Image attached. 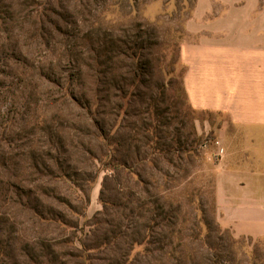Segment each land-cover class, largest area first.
<instances>
[{
  "label": "rangeland",
  "instance_id": "1",
  "mask_svg": "<svg viewBox=\"0 0 264 264\" xmlns=\"http://www.w3.org/2000/svg\"><path fill=\"white\" fill-rule=\"evenodd\" d=\"M196 6L0 0V264H264L219 209L229 119L187 99Z\"/></svg>",
  "mask_w": 264,
  "mask_h": 264
},
{
  "label": "crops",
  "instance_id": "2",
  "mask_svg": "<svg viewBox=\"0 0 264 264\" xmlns=\"http://www.w3.org/2000/svg\"><path fill=\"white\" fill-rule=\"evenodd\" d=\"M186 30L187 99L229 119L219 209L237 235H264V0H197ZM229 122L241 138L231 140Z\"/></svg>",
  "mask_w": 264,
  "mask_h": 264
},
{
  "label": "trees",
  "instance_id": "3",
  "mask_svg": "<svg viewBox=\"0 0 264 264\" xmlns=\"http://www.w3.org/2000/svg\"><path fill=\"white\" fill-rule=\"evenodd\" d=\"M101 123H102L101 121H98L97 126H98L99 130L101 131V134L103 135V137L108 140V139H110V137H108L107 134L103 132V128H102ZM122 163L125 164L124 162H122ZM53 219H55L57 221V218H53ZM60 222H62L64 225L67 224L61 217H60ZM67 226H69V225H67ZM70 226L72 227V225H70Z\"/></svg>",
  "mask_w": 264,
  "mask_h": 264
}]
</instances>
